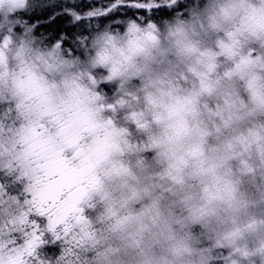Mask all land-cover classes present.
Returning <instances> with one entry per match:
<instances>
[{"label":"clouds","instance_id":"obj_1","mask_svg":"<svg viewBox=\"0 0 264 264\" xmlns=\"http://www.w3.org/2000/svg\"><path fill=\"white\" fill-rule=\"evenodd\" d=\"M72 5L0 0V264H264V0Z\"/></svg>","mask_w":264,"mask_h":264},{"label":"snow or ice","instance_id":"obj_2","mask_svg":"<svg viewBox=\"0 0 264 264\" xmlns=\"http://www.w3.org/2000/svg\"><path fill=\"white\" fill-rule=\"evenodd\" d=\"M162 6V0H154V2H150V0H92L87 5L88 11L86 14H79V5H72L64 10L63 16L67 20H74L76 23L73 24V27L75 28L77 24L85 26L95 19H105L125 14L148 16L155 14ZM55 18H50V23L54 22Z\"/></svg>","mask_w":264,"mask_h":264},{"label":"trees","instance_id":"obj_3","mask_svg":"<svg viewBox=\"0 0 264 264\" xmlns=\"http://www.w3.org/2000/svg\"><path fill=\"white\" fill-rule=\"evenodd\" d=\"M91 3L92 1H90V0H80V4H81V6H83L84 7V4H87V3ZM97 6H99V5H97ZM85 9H87V7H84ZM67 19H65V17L62 15V16H58V17H56L55 18V21L54 22H52V23H48L47 24V27H59L60 25H64L65 24V21H66ZM70 28H71V30H75V28L73 27V26H70Z\"/></svg>","mask_w":264,"mask_h":264},{"label":"rangeland","instance_id":"obj_4","mask_svg":"<svg viewBox=\"0 0 264 264\" xmlns=\"http://www.w3.org/2000/svg\"><path fill=\"white\" fill-rule=\"evenodd\" d=\"M90 1H92V0H90ZM88 4H90V3L88 2L87 4H84V7H87ZM46 26H47V25H46ZM49 28H51V27H49Z\"/></svg>","mask_w":264,"mask_h":264}]
</instances>
